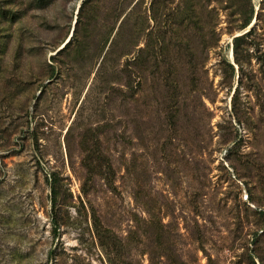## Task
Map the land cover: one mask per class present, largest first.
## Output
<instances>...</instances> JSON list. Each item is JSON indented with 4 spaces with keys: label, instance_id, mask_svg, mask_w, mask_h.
<instances>
[{
    "label": "rangeland",
    "instance_id": "374dc122",
    "mask_svg": "<svg viewBox=\"0 0 264 264\" xmlns=\"http://www.w3.org/2000/svg\"><path fill=\"white\" fill-rule=\"evenodd\" d=\"M5 84L0 264H264V0H0Z\"/></svg>",
    "mask_w": 264,
    "mask_h": 264
},
{
    "label": "bare ground",
    "instance_id": "6f19581e",
    "mask_svg": "<svg viewBox=\"0 0 264 264\" xmlns=\"http://www.w3.org/2000/svg\"><path fill=\"white\" fill-rule=\"evenodd\" d=\"M4 90V91H2ZM0 89V103L1 101L4 99V98H8L7 102L6 103H10L11 99L13 97H15V93H16V90H17V87L14 86L13 88H8L5 84L4 88L3 89Z\"/></svg>",
    "mask_w": 264,
    "mask_h": 264
},
{
    "label": "trees",
    "instance_id": "16d2710c",
    "mask_svg": "<svg viewBox=\"0 0 264 264\" xmlns=\"http://www.w3.org/2000/svg\"><path fill=\"white\" fill-rule=\"evenodd\" d=\"M250 23H251V19H250V21H248V22L243 26V28H246L247 26H249ZM245 36H247V34L242 35V36H237V37H235V39H234V50H237V49H238V43H239V42L241 41V39L244 38Z\"/></svg>",
    "mask_w": 264,
    "mask_h": 264
},
{
    "label": "water",
    "instance_id": "95a60500",
    "mask_svg": "<svg viewBox=\"0 0 264 264\" xmlns=\"http://www.w3.org/2000/svg\"><path fill=\"white\" fill-rule=\"evenodd\" d=\"M74 31H75V29H73V31H72V33H71L69 39L66 41L65 45L68 44V43L70 42L71 38H72L73 35H74Z\"/></svg>",
    "mask_w": 264,
    "mask_h": 264
}]
</instances>
